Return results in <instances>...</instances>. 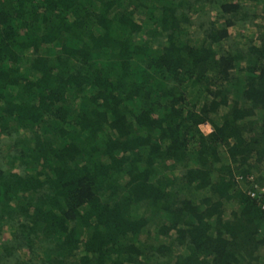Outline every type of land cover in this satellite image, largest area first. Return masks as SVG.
<instances>
[{
  "label": "trees",
  "instance_id": "1",
  "mask_svg": "<svg viewBox=\"0 0 264 264\" xmlns=\"http://www.w3.org/2000/svg\"><path fill=\"white\" fill-rule=\"evenodd\" d=\"M250 183L264 0H0V264H264Z\"/></svg>",
  "mask_w": 264,
  "mask_h": 264
},
{
  "label": "built area",
  "instance_id": "2",
  "mask_svg": "<svg viewBox=\"0 0 264 264\" xmlns=\"http://www.w3.org/2000/svg\"><path fill=\"white\" fill-rule=\"evenodd\" d=\"M211 131H212V127H211ZM210 131V132H211ZM251 181L254 180V177H250ZM253 187H249L247 189L248 193L252 196V197H257V195H259V197L261 195H264V185H259V183L255 184V183H250ZM263 207H264V203H263Z\"/></svg>",
  "mask_w": 264,
  "mask_h": 264
},
{
  "label": "rangeland",
  "instance_id": "3",
  "mask_svg": "<svg viewBox=\"0 0 264 264\" xmlns=\"http://www.w3.org/2000/svg\"><path fill=\"white\" fill-rule=\"evenodd\" d=\"M201 128L205 133H210V131H211V125H209V124H203V125H201Z\"/></svg>",
  "mask_w": 264,
  "mask_h": 264
}]
</instances>
